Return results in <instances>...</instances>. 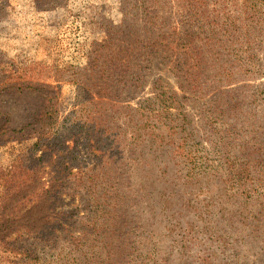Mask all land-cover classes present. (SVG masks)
I'll return each mask as SVG.
<instances>
[{
	"label": "rangeland",
	"instance_id": "1",
	"mask_svg": "<svg viewBox=\"0 0 264 264\" xmlns=\"http://www.w3.org/2000/svg\"><path fill=\"white\" fill-rule=\"evenodd\" d=\"M121 1L0 0V85L7 82L12 86L5 91L0 87V116L9 111L11 126L17 129L27 122L40 125L42 116L37 115L43 98L40 101L36 97L39 94L32 90L22 92L26 85H50L47 99H53L51 105L57 111L52 131L56 134L52 138H39L30 130L24 137L10 133L0 137V198L14 186L9 185L14 176L17 182L24 183L38 174L42 178L40 188H47L49 175L61 166L55 165L57 161L71 167L72 174L95 176L94 184H85L81 189L69 187L62 197L59 210L68 213L64 221L69 220L65 226L70 232L40 240L23 230L16 231L0 243V264H100L104 259L100 250L105 232L111 235L115 249H120L117 252L123 250L122 258L118 257L114 264H264V169L262 174H256L251 167L264 142V0H250L246 14L240 11L242 0L233 4L228 0L227 8L233 7L231 12L239 18L238 25L246 23L248 12L257 15L252 26L257 31H252L258 38L250 39V46L238 47V42L232 50L217 47L212 67L202 66V72L192 69V76L199 75V88L186 93L190 98L184 109L207 137L200 136L202 139L191 143L192 157L184 160L181 156L188 152L178 149L181 143L175 138L177 167L166 175L163 166L149 157L147 146L143 149L129 145L134 138L126 105L135 108L151 97L152 82L157 77L178 96L186 94L180 90L181 81L159 58L150 64L143 61L146 52L136 48L146 40L147 30L141 21L142 12L135 9L138 0H126L127 6H122ZM125 12L135 28L119 42L117 30ZM172 12L176 14V10ZM246 29L241 30L240 40ZM108 41L104 56L116 55L122 48L123 62L131 68L130 78H140L121 96L117 95V108L111 118L126 135L117 138L120 145L110 152L108 146L95 143L96 139L86 142L84 131L75 123L84 113L81 108L86 92L78 82L90 75L88 65L93 51ZM138 62L141 67L137 69L134 66ZM227 73L233 74L228 84L222 78ZM232 98L238 100L239 109L214 118L210 103ZM88 104L85 101L92 110ZM210 123L216 127L208 136ZM42 144L52 148L46 151ZM225 158L236 161L237 171L250 163L253 180L247 179L243 188L230 182L227 166L223 165ZM146 162L150 167L142 165ZM198 174H208L213 186L192 199L190 214L181 211L179 205L173 209L172 216L180 220V227L171 238L176 243H169L149 179L166 196H181L184 192L177 185ZM244 194L250 197L246 205ZM205 206L211 207V215L205 212ZM19 207L14 218L20 214ZM25 207L29 208L30 203ZM0 214L4 215L2 210ZM71 236H83V246H71ZM118 239H123L125 245Z\"/></svg>",
	"mask_w": 264,
	"mask_h": 264
},
{
	"label": "trees",
	"instance_id": "2",
	"mask_svg": "<svg viewBox=\"0 0 264 264\" xmlns=\"http://www.w3.org/2000/svg\"><path fill=\"white\" fill-rule=\"evenodd\" d=\"M229 1L230 4H233L235 0ZM251 2L250 0H242L240 11L242 13L246 11L243 14L247 13ZM121 3L122 6H127L126 0L121 1ZM227 3L228 0H138L135 9L142 12L141 21L147 30L146 40L141 41L142 45L136 48L139 52H146L145 56L144 54L141 55L144 56L143 61L150 64L151 60L159 58L162 63L169 66L170 71L181 81L180 90L182 93L196 92L199 88L200 79L198 78L199 75L192 76V69L202 72V66L204 68L207 65L212 67V62H215V48L223 47V50L225 48L232 50L233 45H238V42L240 44L238 47L250 46V39L258 38L252 31L255 30L252 26L257 15L248 12L246 23L238 25L240 23L239 18H234V14L231 12L233 7L227 8ZM173 10H176V14H172ZM254 12L257 11L254 10ZM174 17L178 18L175 19ZM133 22V19L125 12L122 23L117 30L119 42H123V39L128 35L127 32H132L135 28L134 25H131ZM244 28H247L245 35L241 36L246 38L249 43L243 42V38L241 40L239 38L241 30ZM109 45L110 41L96 47L88 65L89 77L84 82H78L79 86L85 87H83V91L86 92L81 108L84 113L75 122L80 125L82 132L84 131L86 142L96 139L95 143L102 144L104 148L109 147L108 152L120 145L116 142L117 138H124L126 135L115 124L116 122H112L111 118V113L117 108V95L121 96L134 81L129 76L130 65L123 62L122 48L118 50L116 55L109 56L107 54L104 56L103 50L109 48ZM134 67L138 69L141 65L138 62ZM259 69L261 70V68ZM232 77V73L222 76L226 84L232 82ZM136 81L138 83L140 78L134 82ZM152 85L153 95L151 97L140 102L135 108L126 105L130 110L126 117L128 122L132 124L131 134L134 138L129 145L143 149L147 146L151 154L149 157L153 159L154 163L163 166V172L166 175L172 167H177L176 159H174L175 138H178L181 143L178 149L184 153L185 151L189 153L181 156L184 160L192 157V145L190 144L202 139L200 136L206 135L201 134L202 130L194 126L192 116L184 109V103L190 98L187 94L178 96L161 77L154 79ZM0 87L5 91L12 86L4 82ZM47 88L52 89L50 85H26L22 88L24 93H28L30 90L38 93L40 96L36 95V97L40 101L43 98L44 104L37 115V118L42 116L39 121L40 125L27 122L20 129H17L11 126V113L5 111L0 116V137L7 133L24 137L29 130L37 134L39 138L55 136L56 133H52V131L56 125L57 111L51 105L53 99H47ZM85 101H89L88 105L92 106V110L85 105ZM210 104L213 105L214 118L218 117V119L228 114L231 115L240 107L236 98L224 102L214 101ZM102 105L104 106L103 109ZM172 110H176V114H173ZM74 112L77 114V109ZM93 112L95 113L92 114ZM116 113H118L117 110ZM209 125L211 128L208 129L207 134L211 136L214 132L213 127L216 125L213 123ZM41 142L42 140L39 139L38 144ZM198 144L201 146L202 140ZM42 146L46 151L52 148L46 144H42ZM260 146L259 155L251 162V167L255 169L256 174H262V169H264V142ZM75 153L76 151L72 152V161H75ZM41 160L40 158L38 161ZM249 164H243V168L238 167L239 171H237L235 160L229 158L223 160V165L227 166L230 176L229 181L238 183L241 188L244 187L247 179L253 180L252 174L250 175ZM55 165L61 166H56L57 168L49 175L47 188H40L42 178L38 174H34L29 181L25 180L24 183L17 182L16 176L9 181V185L14 186H9L10 192L6 191L5 197L0 198V211L2 210L4 214L3 216L0 214V243H5L12 233L20 230L25 231L28 236L40 240H52L54 239L52 237L57 233L71 231L65 226V224H69V220L64 221L68 219V213L59 210L63 202L62 197L69 187L76 185L77 189L78 187L81 189L85 184H94L95 176L72 174L71 167L64 166L58 161ZM142 165L150 167L147 162L142 163ZM155 168L157 171L161 170L159 166H155ZM149 185L154 191V200L159 205L158 212L162 215L163 220L160 221V224L166 225L164 229L169 234L167 240L169 243L175 244L176 240H171V238L173 239L177 233L180 220L172 216L175 213L173 209L179 205L181 211L190 214L193 210L192 203L194 201L192 199L207 190H211L213 186L211 178L208 174L188 177L185 182L177 185L184 192L181 196L175 193L166 196L164 192L157 190L155 182L150 179ZM174 186L176 187L175 182ZM244 197V204L246 205L250 197L246 194ZM27 203H30L29 208L25 207ZM18 206H21L17 209V213L20 212V214L14 218L13 215L16 214L14 211ZM240 209L243 208L240 207ZM205 212L211 215V207L205 206ZM9 213L13 218L9 216ZM104 236L106 239L103 240V248L100 250L104 259L100 264H114L113 262L118 257L122 258L123 250L117 252L120 249H115L116 245L112 242L111 235L105 232ZM118 240H122L125 245L123 239ZM83 241V236H71L68 239V243L75 248L82 247Z\"/></svg>",
	"mask_w": 264,
	"mask_h": 264
}]
</instances>
